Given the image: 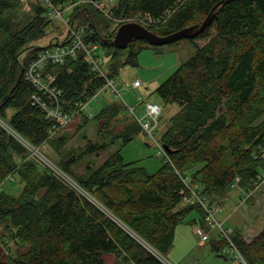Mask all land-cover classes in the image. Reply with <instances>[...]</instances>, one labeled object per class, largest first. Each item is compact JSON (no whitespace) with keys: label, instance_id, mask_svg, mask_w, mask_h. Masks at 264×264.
I'll list each match as a JSON object with an SVG mask.
<instances>
[{"label":"trees","instance_id":"1","mask_svg":"<svg viewBox=\"0 0 264 264\" xmlns=\"http://www.w3.org/2000/svg\"><path fill=\"white\" fill-rule=\"evenodd\" d=\"M222 1L118 0L113 15L127 20L151 18L155 25L149 29L165 37L201 25ZM20 3L0 0V118L33 146L52 150L60 168L118 222L47 168L42 170L29 158V150L0 124V185L12 175L24 187L19 197L0 194L1 230L17 243L16 254L10 250L7 256L0 255V264H105L106 254L125 256L133 264H163L137 238L167 257L178 226L192 212L199 214L196 223L206 225L200 207L183 204L181 192L186 187L182 178H191L212 202L227 199L237 178L246 191L261 182L264 0H226L214 12L210 26L195 38L205 44L157 88L155 93L163 102L181 107L161 135L173 164L166 161L157 173L124 161L122 149L142 128L131 117L121 118L124 106L115 102L93 118L86 114L75 118L80 119L78 130L89 124L96 129L97 140H89L80 151L66 150L72 141L69 131L51 137L53 122L34 103L38 92L27 80L26 71L43 48L53 45L30 46L44 38L54 22L37 4L34 19L21 28L13 17ZM73 18L85 28L84 40L105 51L104 61L123 54L113 45L119 27L105 14L85 5L75 10ZM69 41L68 35L63 44ZM149 47L145 40L132 42L124 63L137 65L140 53ZM25 52L27 56L21 59ZM106 70L115 76L113 62ZM47 72L56 77L62 91L61 106L67 113L75 112L80 102L92 98L105 83L84 53L49 65ZM81 137L87 139V132ZM116 143L120 148L98 168L88 164L84 173L78 172L87 156H99ZM234 240L247 264H264V229L251 241L235 231ZM2 243L6 246L7 240ZM211 245L218 255L224 251V240H213Z\"/></svg>","mask_w":264,"mask_h":264},{"label":"rangeland","instance_id":"2","mask_svg":"<svg viewBox=\"0 0 264 264\" xmlns=\"http://www.w3.org/2000/svg\"><path fill=\"white\" fill-rule=\"evenodd\" d=\"M117 2L118 0L114 1L115 4H117ZM37 4L41 5L39 0H21L19 8L15 9L13 12L14 23L19 25L21 28L26 26L34 19V5ZM74 12L75 11L70 10L68 12L69 18L66 19H72V14ZM74 21L76 20L74 19ZM53 22V25L50 26L51 28H48L47 35L42 39L32 42L30 46L46 47L49 46L50 43L55 45L57 40H60L61 43L64 41V39L68 36V25L61 20ZM128 23L131 22L116 24V26L120 28L122 25ZM204 44L205 41L201 39H184L170 45L158 47L151 46L142 50L139 55L138 64L135 66L124 63V59L128 56L129 52L126 49L122 50L123 54L119 56V58L113 61L110 60L111 58H107L106 61L103 62V72L101 71V73L105 72V75L110 76L106 69L108 68L110 62H113V64H115V76L111 77L117 78L119 89H121L122 86H126V88L123 93V98L116 96L111 90H107L102 95L98 96V98L93 100L91 107L94 115L110 103L112 104L114 102L124 106V112L121 118L131 117L134 119L133 114L128 108L129 105L135 107V112L139 118H142L145 115V106H147V104H159L162 107V113L159 117L157 130L154 131L153 139L149 137L146 131H144L142 125L134 119L141 126L142 133L134 141L122 149L121 154L126 163H136L145 168L149 173H157L166 163L165 155L161 154V148L154 143V141L157 140L162 145L161 135L167 129L171 118L180 111L181 107L177 103L166 104L155 92L161 84L171 77L177 69L183 63L187 62L196 53L197 49L202 47ZM26 53L27 52L21 56V59L25 58ZM98 53L101 57H104L105 55V51L102 50L100 46H98ZM136 80H139L142 83V87L139 89H133V83ZM0 123L8 129L6 121L0 118ZM79 125L80 119L74 118L63 130V132L69 131L72 134V141L66 150L75 148L80 151V148H83L89 140L92 142L97 140L96 129L93 124H89L83 129L78 130ZM84 131L87 132V139H83L81 137ZM120 143H116L115 145L103 150L99 156H87L77 168L78 172L81 174L84 173L86 171L85 167L88 164H91L92 168H98L106 161V159H108L120 148ZM39 151L42 156L44 155L47 158H44L45 162L37 157L30 156L29 158L40 164L42 170L47 168L53 174H67L57 164V155L52 150L45 147L44 149H39ZM169 163L173 164L172 161ZM262 174L264 175V172ZM68 176L71 179L68 181L64 180L63 182L68 188H73L72 184L75 182L77 183V181L70 175ZM236 180L238 181H236L232 186V190L230 191L228 198L223 199V201L220 200V202H212L208 195H203L208 199L210 207L219 209L215 219L223 226L224 230L231 232L230 229H232L234 236L235 231H239L246 240L251 241L264 229V181L261 180V182L253 190L246 191L240 188L241 178H237ZM0 187L2 188L1 193L5 192L13 197H19L24 189L23 184L19 181V179H16V177L12 175H10L7 180L0 185ZM81 190L84 197L88 198L97 207L105 211L118 222V219L102 207L86 190ZM195 218L199 219V214L196 211L192 212L187 220L178 226L174 247L167 257L158 254L150 245L142 241L140 238L137 239L144 247H147L151 253L157 256L163 264H238L230 255L228 249H226V251H222L224 257H219L213 253H210L209 255L205 253L203 246L207 245L210 250H212L211 244L213 240L222 239L219 237L218 229H213L209 227L208 224L206 232L210 234L211 239L209 243L208 241H204L202 237L205 234L201 232V227H198V223L194 221ZM1 229L2 226H0V255L3 254V256H7L10 254V250L15 255L17 243L4 236L5 233H3ZM2 239L4 241L7 240L6 246L2 243ZM226 256L229 258H226ZM181 260L184 262H180ZM104 261L105 264H133L132 262L126 261L125 256H117L114 254L104 255Z\"/></svg>","mask_w":264,"mask_h":264},{"label":"built area","instance_id":"3","mask_svg":"<svg viewBox=\"0 0 264 264\" xmlns=\"http://www.w3.org/2000/svg\"><path fill=\"white\" fill-rule=\"evenodd\" d=\"M41 6L45 9V16L47 19L52 21H64L68 25V35L70 41L67 44L58 42L55 45L43 48L35 58L31 60L26 71V78L31 84L37 89L38 95L33 96L34 103L38 104L47 115V118L53 122V128L51 131V137L56 136L58 133L63 131L72 119L76 118L81 114H86L89 118H93L91 103L93 100L102 95L105 91L111 90L113 94L123 98L126 86H122L119 89V83L117 78L107 76L106 73H101L103 70V57L98 53L97 44L88 43L84 40L86 33L85 28L80 27L74 18L66 19L70 10L75 11L76 9L89 5L103 14H105L110 20L114 21L115 24H123L125 22L138 23L144 27H152L155 25V21L148 17H139L138 19H115L113 15V8L115 7V0H70L58 2L57 0H39ZM73 15V14H72ZM79 53H84L88 61L89 66L93 71L103 77L104 85L97 90L90 100L80 102L77 110L72 113H67L61 106L62 91L56 85V77L47 72L49 65L51 64H62L67 58L77 57ZM103 72V71H102ZM142 87V83L136 80L133 83V89H139ZM130 112L133 114L134 119L139 122L144 131H146L150 138H154V131L157 130L159 117L162 113V107L159 104H147L145 106V115L142 118L135 112L134 106H128ZM1 124V123H0ZM2 125V124H1ZM3 126V125H2ZM7 129V128H6ZM30 152V156L37 157L45 162L46 158L40 154L39 149L27 140L16 134L9 127L8 129ZM160 148L161 154L165 155L166 161L171 162L168 153L157 140L154 141ZM47 159V158H46ZM62 182L64 180L71 179L67 174L61 175L54 174ZM185 184V189L181 192L183 197V204L186 206L195 205L201 207L205 212L206 228L201 227V232L205 234L202 238L204 241L210 242L211 236L206 232L207 225L213 229H218L219 237L224 240L225 248L229 250L230 255L238 264H247L241 250L237 246L234 240L233 230L231 232L223 229V226L218 223L215 219L216 214L219 212L218 208L210 207L208 199L203 195V189L197 184H192L191 178H182ZM261 180L264 181V175L261 176ZM238 181V180H237ZM75 182V181H74ZM64 183V182H63ZM76 193L84 195L83 189L78 183L72 184ZM2 188L0 187V193ZM203 230V231H202ZM229 230V229H228ZM147 248V247H146Z\"/></svg>","mask_w":264,"mask_h":264},{"label":"water","instance_id":"4","mask_svg":"<svg viewBox=\"0 0 264 264\" xmlns=\"http://www.w3.org/2000/svg\"><path fill=\"white\" fill-rule=\"evenodd\" d=\"M225 2L226 0H223L222 2L217 4L213 8L211 14L201 25L191 26L165 37L156 35L150 29L138 23L124 24L118 29L116 36L113 39V45L119 50H125L134 41L145 40L149 43V45L158 47L163 45H170L184 39H195L203 34L205 30L210 26L214 18V12ZM164 148L166 152L170 154V149L166 146H164Z\"/></svg>","mask_w":264,"mask_h":264},{"label":"crops","instance_id":"5","mask_svg":"<svg viewBox=\"0 0 264 264\" xmlns=\"http://www.w3.org/2000/svg\"><path fill=\"white\" fill-rule=\"evenodd\" d=\"M58 42H60V40H57V43H58ZM52 44H53V43H52ZM27 54H28V53H26V56H27ZM195 219H196V218H195ZM195 219H194V220H195ZM198 227H202L201 224L198 223ZM177 230H178V229H177ZM177 230H176V236H177ZM175 241H176V239H175ZM202 242H203V241H202ZM203 243H204V242H203ZM203 248H204V250H205V253L208 254V255H209L210 253H213V254H215V255H217V256H219V257H220V256H223V257H224V254H223V253H219V255H218V254H216L213 250H210V248H209L207 245H206V246H203ZM211 249H212V248H211ZM226 258H229V257L226 256ZM180 262H184V261L181 260Z\"/></svg>","mask_w":264,"mask_h":264},{"label":"bare ground","instance_id":"6","mask_svg":"<svg viewBox=\"0 0 264 264\" xmlns=\"http://www.w3.org/2000/svg\"><path fill=\"white\" fill-rule=\"evenodd\" d=\"M57 138V137H56ZM52 165V164H51ZM200 213V212H199ZM202 214V213H201ZM126 227V226H125ZM127 229V228H126ZM150 247V246H149Z\"/></svg>","mask_w":264,"mask_h":264}]
</instances>
